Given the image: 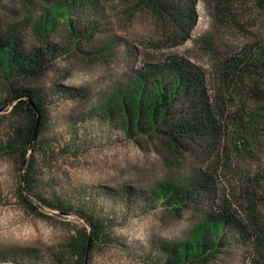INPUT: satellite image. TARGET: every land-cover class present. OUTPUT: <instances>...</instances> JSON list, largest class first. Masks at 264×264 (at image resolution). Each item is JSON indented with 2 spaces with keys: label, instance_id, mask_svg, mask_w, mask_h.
Instances as JSON below:
<instances>
[{
  "label": "rangeland",
  "instance_id": "rangeland-1",
  "mask_svg": "<svg viewBox=\"0 0 264 264\" xmlns=\"http://www.w3.org/2000/svg\"><path fill=\"white\" fill-rule=\"evenodd\" d=\"M197 13L177 44L142 0H0V34L55 49L45 75L21 84L46 111L24 160L27 122L0 85V264H264V67L224 75L235 54L264 52V2L199 0ZM178 57L204 70L225 108L208 159L195 142L173 151L167 126L148 123V91L171 81L159 67ZM198 167L217 171L245 231L197 196L159 192ZM197 240L203 255L183 257Z\"/></svg>",
  "mask_w": 264,
  "mask_h": 264
},
{
  "label": "trees",
  "instance_id": "trees-1",
  "mask_svg": "<svg viewBox=\"0 0 264 264\" xmlns=\"http://www.w3.org/2000/svg\"><path fill=\"white\" fill-rule=\"evenodd\" d=\"M142 1L157 17V20L163 23L170 39L175 40L177 44H182L190 39L198 22L197 5L199 0ZM261 1L264 2V0ZM23 38L21 32L15 29L0 34V85L8 95L4 102L11 107L12 115L23 116L27 122L26 140L22 144V148L25 149L21 150L24 160L29 146L37 138L33 139V132L37 124V112L41 114L38 136L45 122L46 111L42 98L21 84L26 79H40L45 75L52 65V60L55 59V49L46 44L44 48L39 47L28 52ZM256 51L253 52V48L244 49L226 61L225 79L229 80V75L238 69L248 71L264 67V52ZM159 69L169 72L171 81L153 83L152 88L148 91V102L147 105L145 104L148 123L153 125L156 121H160L161 124L167 126L164 132V141L173 151L183 149L189 141L195 142L208 159L214 151L218 150L224 136L222 119L225 115V108H221L211 98L206 74L196 64L179 57L170 58ZM33 104L36 109L33 108ZM143 108L138 103L139 111ZM7 147L12 148L11 145ZM16 152L20 151L16 150ZM159 192L162 195L179 194L184 201L192 200L197 196V198L210 203L212 207H216L215 214L219 216V219L245 231L244 220L227 200L221 199L219 175L215 169L201 171L198 167L192 172L187 185L177 188L168 183L160 187ZM221 200L222 205L217 206ZM252 215L253 213L250 212L248 216L253 224L251 236L258 238L257 233L262 228ZM218 222L215 223L218 224ZM260 246L258 243L257 249ZM181 249L183 257L194 258L204 253V247L200 246L198 240L192 243V246L183 245Z\"/></svg>",
  "mask_w": 264,
  "mask_h": 264
},
{
  "label": "water",
  "instance_id": "water-1",
  "mask_svg": "<svg viewBox=\"0 0 264 264\" xmlns=\"http://www.w3.org/2000/svg\"><path fill=\"white\" fill-rule=\"evenodd\" d=\"M32 106L34 109H36V106L34 104ZM40 120H41V114H40V112H37V124H36V127H35L34 132H33V139H35L37 137V132H38Z\"/></svg>",
  "mask_w": 264,
  "mask_h": 264
}]
</instances>
